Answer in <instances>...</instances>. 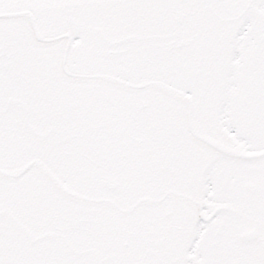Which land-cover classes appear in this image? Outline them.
I'll return each mask as SVG.
<instances>
[{
    "label": "snow or ice",
    "instance_id": "1",
    "mask_svg": "<svg viewBox=\"0 0 264 264\" xmlns=\"http://www.w3.org/2000/svg\"><path fill=\"white\" fill-rule=\"evenodd\" d=\"M0 264H264V0H0Z\"/></svg>",
    "mask_w": 264,
    "mask_h": 264
}]
</instances>
